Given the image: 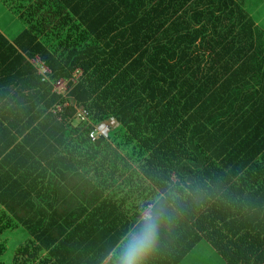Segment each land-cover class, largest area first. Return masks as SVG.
<instances>
[{"label": "trees", "instance_id": "1", "mask_svg": "<svg viewBox=\"0 0 264 264\" xmlns=\"http://www.w3.org/2000/svg\"><path fill=\"white\" fill-rule=\"evenodd\" d=\"M0 1L23 24L0 32V236L28 233L11 264H102L148 206L166 219L147 264H180L202 240L226 264H264V32L249 0Z\"/></svg>", "mask_w": 264, "mask_h": 264}, {"label": "clouds", "instance_id": "2", "mask_svg": "<svg viewBox=\"0 0 264 264\" xmlns=\"http://www.w3.org/2000/svg\"><path fill=\"white\" fill-rule=\"evenodd\" d=\"M158 204L159 200L153 201ZM163 209H144V215L137 222L139 230L131 227L111 253L113 264H147L148 258L156 251L162 223L165 221Z\"/></svg>", "mask_w": 264, "mask_h": 264}, {"label": "rangeland", "instance_id": "3", "mask_svg": "<svg viewBox=\"0 0 264 264\" xmlns=\"http://www.w3.org/2000/svg\"><path fill=\"white\" fill-rule=\"evenodd\" d=\"M245 6L248 12H251V7L246 1ZM6 8L7 7L4 6V4L0 1V28H3L5 26L7 29V31L5 32L6 36L8 37V39L13 41L16 38L15 32H19V30L23 27V24L8 8V10H5ZM251 16L253 19L255 18L253 13L251 14ZM259 27V29L264 31V25H261ZM37 68L39 69V72H42L39 66H37ZM76 124L77 122H75V125ZM104 124L108 125L107 123ZM22 235L24 234L20 232L18 233V228L6 231L4 239L6 250L2 255H0V263L11 264L14 250L22 244V241L20 240ZM203 245L204 246L201 245L196 247L181 264H225L215 252H209L211 251L210 246L205 247V245L207 244Z\"/></svg>", "mask_w": 264, "mask_h": 264}, {"label": "crops", "instance_id": "4", "mask_svg": "<svg viewBox=\"0 0 264 264\" xmlns=\"http://www.w3.org/2000/svg\"><path fill=\"white\" fill-rule=\"evenodd\" d=\"M248 3H249V5H250V7H251V12H249V15L251 16V14L253 13L254 14V16H255V18L253 19L254 20V23H255V25H256V27L259 29L260 27L259 26H261V25H264V0H249V1H247ZM5 10H8L7 8L5 9ZM14 14V13H13ZM15 15V14H14ZM16 16V15H15ZM17 17V16H16ZM252 17V16H251ZM23 28H21L20 30H19V32L18 31H16L15 33H16V36L15 37H17L18 36V34L20 33V31L22 30ZM260 31H262L261 29H259ZM7 31V29H6V27L4 26L3 28H0V32L8 39V37L6 36V34H5V32ZM262 32H264V31H262ZM10 42L12 41V40H10V39H8ZM28 62H29V64H31L35 69H37V71H38V73H39V69L37 68V66H39V68H40V66L41 67H44L43 66V64H42V62L36 57V58H34V59H31V60H28ZM8 73V72H7ZM15 89L17 88L18 89V87L16 86V87H14ZM3 90L1 89V86H0V123H2L3 124V126L1 127L0 126V149L1 148H5V146L8 144V143H11V141L9 140L10 138H7L6 137V132H5V130L3 129V128H6L7 127V122H5L4 120L6 119V114L8 113V108H9V106H7L6 104H4L3 103V101H5V100H7V99H3V100H1V96H2V94H3ZM15 114H16V107H15ZM16 129L17 128H15V136H16ZM15 141H17L15 144H17L18 143V140H15ZM175 181H177V178H175ZM31 213H33V211L32 210H30V214ZM141 215H144V210L141 212ZM22 217V219L23 220H25L26 218H27V213H26V211L25 210H21L20 212H18V217ZM34 222V221H33ZM20 225V224H19ZM22 233V234H24V235H22V237H21V243L23 244L25 241H27V239H28V233L26 232V230L22 227V226H19L18 227V233ZM5 233H6V231H4L3 232V234L0 236V238H1V240L2 241H4L5 242ZM21 244V245H22ZM203 244H207V245H205V247L206 246H210V250L211 251H209V252H215L221 259H222V257L215 251V249L211 246V244H209L207 241H205V240H202L196 247H198V246H204ZM20 246V245H19ZM18 246V247H19ZM195 247V248H196ZM194 248V249H195ZM110 257H111V255H109L103 262H102V264H106L107 262H108V260L110 259ZM185 260V259H184ZM183 260V261H184ZM223 260V259H222ZM182 261V262H183ZM181 262V263H182ZM223 262L225 263V261L223 260ZM180 263V264H181ZM226 264V263H225Z\"/></svg>", "mask_w": 264, "mask_h": 264}, {"label": "built area", "instance_id": "5", "mask_svg": "<svg viewBox=\"0 0 264 264\" xmlns=\"http://www.w3.org/2000/svg\"><path fill=\"white\" fill-rule=\"evenodd\" d=\"M40 70L42 72H39V74H41L42 76H45L46 70L44 67L40 66ZM78 77V74L75 76V78L71 81L72 83H75L76 79ZM52 92L58 96L61 97H66L67 94V83L66 82H62V81H58L54 84H52ZM77 118L82 122V121H86V115L84 113H81L78 111L77 114ZM108 125L103 124H99L94 126L93 131L89 134V139L93 142L95 140V138L97 136H102L104 138H106L107 136V132L110 130V124L108 122H106Z\"/></svg>", "mask_w": 264, "mask_h": 264}, {"label": "bare ground", "instance_id": "6", "mask_svg": "<svg viewBox=\"0 0 264 264\" xmlns=\"http://www.w3.org/2000/svg\"><path fill=\"white\" fill-rule=\"evenodd\" d=\"M85 112V111H84ZM85 114V113H84Z\"/></svg>", "mask_w": 264, "mask_h": 264}]
</instances>
